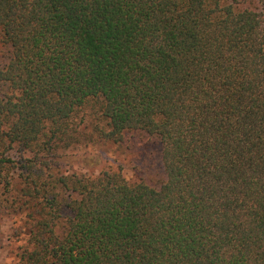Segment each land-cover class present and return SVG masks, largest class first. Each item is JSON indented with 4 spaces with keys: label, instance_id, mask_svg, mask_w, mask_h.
<instances>
[{
    "label": "trees",
    "instance_id": "16d2710c",
    "mask_svg": "<svg viewBox=\"0 0 264 264\" xmlns=\"http://www.w3.org/2000/svg\"><path fill=\"white\" fill-rule=\"evenodd\" d=\"M90 119L162 184L70 171ZM0 212L13 264H264V0H0Z\"/></svg>",
    "mask_w": 264,
    "mask_h": 264
},
{
    "label": "rangeland",
    "instance_id": "374dc122",
    "mask_svg": "<svg viewBox=\"0 0 264 264\" xmlns=\"http://www.w3.org/2000/svg\"><path fill=\"white\" fill-rule=\"evenodd\" d=\"M90 121L91 124L84 122L88 129L82 143L64 153L63 162L71 164L68 166L70 171L97 174L115 169L120 170L130 184L143 182L154 188L162 184V147L156 138L142 132H130L124 135L121 143L105 142L99 140L96 133L89 135L95 125L102 127L104 123L99 121L97 124L94 119ZM21 225L18 218L0 212V264H13L15 254L24 245Z\"/></svg>",
    "mask_w": 264,
    "mask_h": 264
}]
</instances>
